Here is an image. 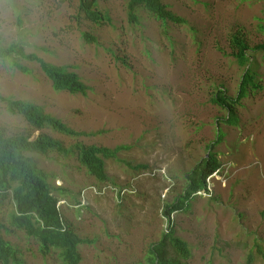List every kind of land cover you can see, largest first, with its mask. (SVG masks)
Here are the masks:
<instances>
[{"label":"rangeland","instance_id":"obj_1","mask_svg":"<svg viewBox=\"0 0 264 264\" xmlns=\"http://www.w3.org/2000/svg\"><path fill=\"white\" fill-rule=\"evenodd\" d=\"M128 1L97 0L108 19L96 23L81 12L79 0H0L2 45L16 43L27 54L65 65L90 87L86 95L56 91L37 61L0 59L1 96L35 103L88 135L36 129L1 100L0 129L47 133L66 146H124L106 161V182L90 175L75 154L26 152L53 187L67 190H54L63 217L90 240L79 246L80 264H139L168 225L188 242L189 264H246L249 255L253 264H264V49L251 51L257 86L247 85L238 97L244 70L230 48L238 30L250 47L264 43V0H161L182 23L158 20L143 7L131 21ZM219 87L233 123L229 109L212 101ZM209 144L221 166L207 179L208 192L168 218L165 205L209 155ZM2 195L3 236L25 264H58L57 250L44 258L36 239L12 227V195Z\"/></svg>","mask_w":264,"mask_h":264},{"label":"trees","instance_id":"obj_2","mask_svg":"<svg viewBox=\"0 0 264 264\" xmlns=\"http://www.w3.org/2000/svg\"><path fill=\"white\" fill-rule=\"evenodd\" d=\"M79 1L80 10L88 19L96 23L108 19L97 9V0ZM139 7H143L153 17L164 22H185L161 0H129L127 9L131 21H137L136 10ZM83 37L89 42L95 41V38L87 32L83 33ZM230 48L231 56L244 70L238 93V97H241L247 85L257 86L253 64H250L251 51L264 49V43L250 47L247 38L238 30L231 35ZM16 56L37 61L52 81V86L56 91L66 90L72 94L86 95L90 88L81 80L77 72L68 70L67 66L47 62L34 53L27 54L23 46L16 43L5 46L0 42V59ZM15 65L23 72H29L25 66L17 62ZM228 99L224 87H219L212 97L213 103L229 109L228 122L233 123L235 118ZM0 100L6 103L10 113L21 115L36 129L51 128L72 137L88 135L86 132L74 130L62 119L45 113L39 105L30 101L1 95ZM219 137L220 134L218 139ZM213 146L209 144L207 146L209 155L185 174V185L182 192L173 202L165 205L164 215L168 218L173 212L187 209L190 201L200 192H208L207 179L221 166L216 155L210 151ZM123 148L124 146L108 147L85 144L81 141L66 146L63 141L47 133H40L36 137L24 132L6 135L0 129V194L5 196L10 192L12 195L14 203L10 216L12 227L36 239L39 242V251L44 258L57 250L60 260L58 264H80L82 255L79 246L90 240L81 237L63 217L58 204L59 198L54 190H59L61 194H65L67 190L53 187L48 173L40 168L34 159L26 155V152L47 154L55 151L65 156L75 154L90 175L94 176L98 182H106L111 181L106 170V161L118 158ZM139 167L146 168V165L140 164ZM3 229L4 225L0 222V264H25L20 249L4 238ZM259 251L263 254L261 249ZM191 256L192 252L188 242L176 236L172 226L168 225L167 232L160 240L150 245L145 260L139 264H189L188 260ZM253 261V256L249 255L246 264H253Z\"/></svg>","mask_w":264,"mask_h":264},{"label":"built area","instance_id":"obj_3","mask_svg":"<svg viewBox=\"0 0 264 264\" xmlns=\"http://www.w3.org/2000/svg\"><path fill=\"white\" fill-rule=\"evenodd\" d=\"M112 190H114V188L113 187H110ZM106 189V188H105ZM105 189H103V190H101V191H98L97 189H94V191L96 192V193H104V191H105Z\"/></svg>","mask_w":264,"mask_h":264}]
</instances>
